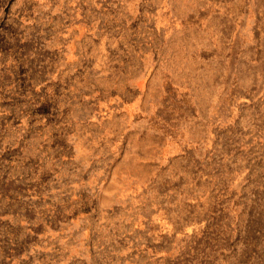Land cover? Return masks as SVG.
Returning a JSON list of instances; mask_svg holds the SVG:
<instances>
[{
    "label": "rangeland",
    "instance_id": "obj_1",
    "mask_svg": "<svg viewBox=\"0 0 264 264\" xmlns=\"http://www.w3.org/2000/svg\"><path fill=\"white\" fill-rule=\"evenodd\" d=\"M0 264H264V0H0Z\"/></svg>",
    "mask_w": 264,
    "mask_h": 264
}]
</instances>
